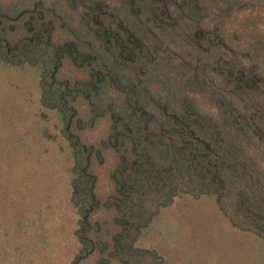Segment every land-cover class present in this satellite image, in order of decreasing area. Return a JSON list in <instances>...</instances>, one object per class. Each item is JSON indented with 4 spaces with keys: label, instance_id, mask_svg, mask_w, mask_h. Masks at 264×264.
Here are the masks:
<instances>
[{
    "label": "rangeland",
    "instance_id": "rangeland-1",
    "mask_svg": "<svg viewBox=\"0 0 264 264\" xmlns=\"http://www.w3.org/2000/svg\"><path fill=\"white\" fill-rule=\"evenodd\" d=\"M133 2L0 0V264H264V0Z\"/></svg>",
    "mask_w": 264,
    "mask_h": 264
},
{
    "label": "trees",
    "instance_id": "trees-1",
    "mask_svg": "<svg viewBox=\"0 0 264 264\" xmlns=\"http://www.w3.org/2000/svg\"><path fill=\"white\" fill-rule=\"evenodd\" d=\"M134 2L132 4H136ZM143 5L144 0H139ZM131 6V5H130ZM149 7L146 8V10L149 11ZM147 11V12H148ZM96 19V18H95ZM117 23L116 21H109L108 25H111V27H105L103 25L104 22H100V26L98 30V36L101 38H104L106 41L107 48H113L117 54H123L124 56L121 58L120 63L122 60L125 62H129L133 64L134 62H138L139 60H142V57L144 56V50L147 48L146 46L141 45L140 38L138 36H135L134 30L132 26H129V22L127 21H120ZM98 24V25H99ZM131 82V80H130ZM128 83V86L130 84ZM190 113H188V112ZM178 115V114H177ZM180 117L179 124H181L182 132L181 136L184 138L185 135L189 134L191 132V138L193 139L194 136L199 135L197 134L199 132H202L203 128H205V124L201 120L203 117L199 116L198 113H193L188 109H185V111L181 112L179 116ZM138 130L141 131V129L138 127ZM202 137V136H201ZM196 139H199V137H196ZM205 139L202 137L201 144H204ZM137 161V160H136ZM137 163V162H136ZM146 166L149 169H152V164L150 162L146 163ZM147 179V177L145 178Z\"/></svg>",
    "mask_w": 264,
    "mask_h": 264
}]
</instances>
